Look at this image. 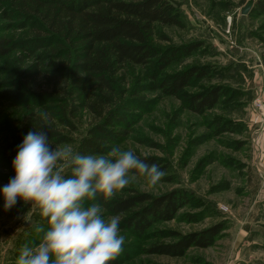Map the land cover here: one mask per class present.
<instances>
[{"label":"rangeland","instance_id":"obj_1","mask_svg":"<svg viewBox=\"0 0 264 264\" xmlns=\"http://www.w3.org/2000/svg\"><path fill=\"white\" fill-rule=\"evenodd\" d=\"M168 1L175 4L180 25L156 26L152 43L162 52L193 50L180 52L162 74L200 69L202 77L192 79L182 94L219 92V101L197 114L184 95L149 89L145 70L120 73L125 97L143 102L132 112L127 140L113 146L131 149L141 159H157L165 175L152 185L146 174H135L132 183L103 199L160 198L182 191L188 203L173 220L154 223L143 234L129 229L119 216L125 242L112 264H264V16L253 13L257 0ZM249 2L251 12L243 15ZM4 11L0 4V38L24 39L26 29L13 25ZM40 53L45 57L23 49L0 57V186L14 175L17 146L37 130L36 121L43 122L42 112L48 114V125L67 137L59 146L71 145L76 152L98 122L83 107L86 97L73 88L71 74L53 72V64L65 65L66 59L44 49ZM61 116L72 127L63 126ZM63 174L70 175V168ZM99 199L86 200L85 207L98 203L103 218L114 216ZM37 226L48 227L38 208L18 198L5 211L0 198V264H16L23 246L39 243L43 233L35 231ZM213 228L220 231L209 248L191 246L181 257L152 253L156 246Z\"/></svg>","mask_w":264,"mask_h":264},{"label":"trees","instance_id":"obj_2","mask_svg":"<svg viewBox=\"0 0 264 264\" xmlns=\"http://www.w3.org/2000/svg\"><path fill=\"white\" fill-rule=\"evenodd\" d=\"M0 4L13 25L26 29V37L22 40L0 38V57L23 49L33 57L44 58L45 54L38 52L40 49L48 50L51 56L66 59L65 65L53 64V72L59 73L62 69L71 74L73 88L86 97L82 100L83 107L92 112L98 122L82 138L78 153L106 154L114 143L127 140L133 123L132 112L143 101L125 97L128 90L122 87V71L145 70L152 83L149 89L171 97L184 95L190 109L197 114L214 108L219 101V92L182 94L192 79L202 77L200 69L174 75L162 74L176 61L180 52L193 50L184 48V51L172 49L162 52L151 41L156 26L180 25L178 10L171 1L0 0ZM256 12L264 16V0L255 3L253 13ZM46 108L52 109V106ZM60 119L63 126L72 127L67 117L61 116ZM40 123L36 121V129ZM48 128L39 126V130L47 132L54 145L68 141L66 136L49 125ZM144 160L157 164L154 158ZM134 172L143 174L139 170ZM96 196L111 214L123 216L125 225L141 234L154 223L173 220L188 203L182 191L160 198L135 195L110 201H105L101 193ZM218 231L220 228H213L187 235L175 244L154 247L152 253L181 257L191 246L209 248Z\"/></svg>","mask_w":264,"mask_h":264},{"label":"clouds","instance_id":"obj_3","mask_svg":"<svg viewBox=\"0 0 264 264\" xmlns=\"http://www.w3.org/2000/svg\"><path fill=\"white\" fill-rule=\"evenodd\" d=\"M36 131H29L17 146L11 162L14 175L0 186L5 211L17 204L18 198L38 208L46 218L47 229L39 243L25 245L16 264H110L122 251L125 242L120 234V217L103 218L97 193L105 199L114 197L135 179L134 170L146 174L156 185L165 175L156 163H147L131 149L113 146L106 154H81L71 145L52 146L47 112ZM70 168L65 176L63 169Z\"/></svg>","mask_w":264,"mask_h":264},{"label":"water","instance_id":"obj_4","mask_svg":"<svg viewBox=\"0 0 264 264\" xmlns=\"http://www.w3.org/2000/svg\"><path fill=\"white\" fill-rule=\"evenodd\" d=\"M252 6H253V3H252V2H249V3L243 8V10H242V14H243V15H249L250 12H251ZM234 52H235L236 54L239 53L238 50H234Z\"/></svg>","mask_w":264,"mask_h":264},{"label":"built area","instance_id":"obj_5","mask_svg":"<svg viewBox=\"0 0 264 264\" xmlns=\"http://www.w3.org/2000/svg\"><path fill=\"white\" fill-rule=\"evenodd\" d=\"M230 26H231V21L228 22V29H227V33H230ZM260 105V103H259Z\"/></svg>","mask_w":264,"mask_h":264}]
</instances>
